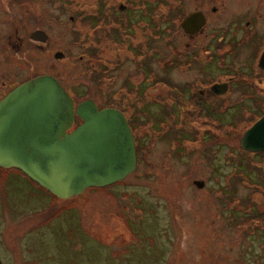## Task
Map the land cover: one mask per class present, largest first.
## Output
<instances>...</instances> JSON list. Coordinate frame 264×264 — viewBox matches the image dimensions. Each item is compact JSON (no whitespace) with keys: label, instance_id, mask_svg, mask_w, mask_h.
<instances>
[{"label":"rangeland","instance_id":"1","mask_svg":"<svg viewBox=\"0 0 264 264\" xmlns=\"http://www.w3.org/2000/svg\"><path fill=\"white\" fill-rule=\"evenodd\" d=\"M90 1L78 0V5L87 6ZM182 1L179 7L172 4L171 16L175 19L188 10V0ZM10 2L0 0L6 6ZM71 2L15 0L0 9V22L9 23L11 18L17 22L20 9L32 15L41 14L40 21L47 22L42 30L49 41L42 53L30 51L28 76L51 75L64 88L66 85L79 91L75 90V95L73 90L68 92L75 100L84 97L99 108H118L117 94L123 82L127 81L130 91H139L136 70L140 72L141 63L159 58L161 52L162 59L167 61L168 47L147 27L140 37L137 34L142 26L136 30L130 28L129 35L119 32L114 42H108L112 46L111 57L119 54L118 48L125 45L126 53L122 54L127 59L135 55L136 60L112 71V85L99 91L97 83L86 79L84 67L89 59L82 54H94L98 49L96 40L101 36H94V41L81 47L84 40L80 33L85 32L87 19L81 21V29H75L68 20L72 14L62 7ZM130 3L140 5L134 0ZM35 17L30 18V32L34 31ZM53 17L58 23H53ZM123 18L125 22H133L135 17L126 14ZM0 28L6 34L9 31L6 24H0ZM2 30L0 82L17 85L22 79L23 63L3 58ZM99 31L101 34L102 30ZM57 52L64 54L62 60L54 58ZM79 55L84 64L77 60ZM89 65L91 77L96 76L93 71L99 69L98 61L91 59ZM151 68L161 73L156 63ZM17 71L19 76L15 74ZM168 71L167 67L163 70ZM177 76L178 83L190 78L189 74ZM113 93L116 96L110 99ZM150 96L161 102L156 107L150 105V110L161 112L168 119V129L173 123L169 113L174 112L166 101L170 95L160 90L150 92ZM223 120L227 121L225 116ZM235 128L241 133L246 126ZM153 129L160 127L156 124ZM167 134L162 139H150L144 162L122 184L110 190L88 189L65 201L54 198L20 171L0 168L1 263L264 264V206L254 201L264 198V174L251 169L250 157L242 152L239 139L234 135L218 136L210 141L203 138L202 145L192 142L184 151L181 146L171 149V129ZM195 181H202L204 187L196 188Z\"/></svg>","mask_w":264,"mask_h":264},{"label":"flooded vegetation","instance_id":"2","mask_svg":"<svg viewBox=\"0 0 264 264\" xmlns=\"http://www.w3.org/2000/svg\"><path fill=\"white\" fill-rule=\"evenodd\" d=\"M10 1L9 5L15 0ZM134 1L140 5L134 6L129 0H118L115 5L117 13L115 19L123 22V17L126 14L134 16L136 19L137 15L129 13L133 9L136 12H142L144 20L147 21L148 14L154 10L157 11L158 6L156 5L160 2L159 0H148L147 4L144 5L143 0ZM164 2L167 3L165 7L168 9L166 20H163L164 22L160 24L157 31H149L150 33H157L158 37L160 36L165 41L168 47V60L162 59L163 52L157 59L145 60L144 64H140V72L135 69L138 73L135 81L139 85V91H130L127 88L129 84L125 80L118 93H136L134 95L139 98L138 102L150 108V105L156 107L157 104L161 103L158 99L150 96V92L165 91L170 95L166 101H169V108L174 110L173 114L170 112L175 116L174 118H176L177 109H184L186 106L193 105L201 109V114L205 118H209L211 123L215 126H221L220 129L223 126L233 127L234 133L233 128H231L232 134L228 136L234 135L240 141L247 130L253 129L254 137L264 139V123H262L264 120V0H188V10L177 19L171 16L172 4L175 3L179 7L183 1L164 0ZM9 5L6 6V4L1 3L0 9ZM19 11L22 15L20 13L19 17L17 16V22H14L13 18L10 19L9 23L6 20L0 22V24H6V29H9L6 34L2 30L3 28H0L4 33L1 44L3 58L7 60L12 58L23 63L22 79L16 83L18 86L36 77L28 76L30 51L36 50L37 53H42L49 41V37L45 44L30 40L32 33L29 31L30 18L36 16L33 32H44L42 29L45 28L47 22L40 21L43 16L41 14L32 15L21 9ZM69 12L72 14L71 11ZM192 14H202L205 20L204 25L198 32L185 33L181 24ZM9 15L12 16L10 11ZM68 20L73 24V15ZM53 23H58L56 18L53 19ZM158 50L160 51L159 48ZM135 60V55H131L129 59L123 54H116L111 57L109 62L113 63V66L109 65L110 69L103 87L112 85V71L116 72L121 69L123 64ZM79 62L83 63L81 59ZM146 62H148V66H146ZM153 63L157 64L162 74L152 70L151 65ZM166 67L169 68L167 73L163 72ZM18 73L19 71L15 74L19 76ZM168 73L170 76H166ZM194 73L195 75H193ZM186 74L190 75L189 80L183 83L175 81L179 79L177 75ZM17 85L15 83L6 85L4 82H0V100L18 87ZM65 89L70 91L66 85ZM140 91H142L141 96ZM73 99L75 101V98ZM106 108H113V106ZM230 111L232 112L231 115H229ZM224 116L227 121L223 120ZM127 121L134 137L137 130V120H132L129 117ZM171 122H173L170 124L171 134L174 136L176 132L180 133L181 131L177 127V120L172 119ZM79 124L77 123L76 126ZM237 126H246V128L240 133V129L235 128ZM219 136L221 135L219 134ZM134 142L136 152L134 172H136L140 164L144 162L143 154L148 150L140 148L135 139ZM242 152L249 155L251 169L256 173L264 174V151L244 152L242 150ZM254 201H257L259 206H264V198Z\"/></svg>","mask_w":264,"mask_h":264},{"label":"water","instance_id":"3","mask_svg":"<svg viewBox=\"0 0 264 264\" xmlns=\"http://www.w3.org/2000/svg\"><path fill=\"white\" fill-rule=\"evenodd\" d=\"M204 21L202 14H192L181 27L185 33H195ZM30 40L45 44L48 36L35 31ZM54 58L62 60L64 54L57 52ZM75 118L81 124L72 130ZM253 134V129L243 134L242 150L264 151V139ZM0 167L17 169L56 198L68 200L132 174L135 145L122 112L99 109L89 99L75 105L53 76L41 75L0 101ZM193 185L204 187L202 181Z\"/></svg>","mask_w":264,"mask_h":264},{"label":"trees","instance_id":"4","mask_svg":"<svg viewBox=\"0 0 264 264\" xmlns=\"http://www.w3.org/2000/svg\"><path fill=\"white\" fill-rule=\"evenodd\" d=\"M61 0H59L60 2ZM72 2L68 5L64 4L62 7L64 9H67L68 11L72 12V15L74 17V27L75 29H81L79 28L81 26V21L86 18L87 24L84 27L86 30L84 33H80L82 35V39L84 41H81L80 45L82 48H84L85 43H90L94 41V36L100 37L98 40H96L97 44V51L94 54H97L98 56L95 57L94 54L89 52H84L82 56H86L89 59V62L91 59L98 61L99 69L94 70L93 73L96 76L91 77V70L90 65L88 62V66L86 68L84 67L85 73H86V79L89 81L97 83V86L99 87V91L102 90L104 87V83L107 80L108 71H109V65L113 66V63L111 64L109 62V59L111 57V50L112 46L108 44L115 41V38L119 32H123L125 34H130V28L132 30H136L138 27L142 26L141 31L137 34L139 37L143 34V30H152L157 31L158 27L161 23H163V20H166L168 15V9L165 7L167 6V3L164 2V0H159L156 6H158L157 11L154 10L151 13L148 14L147 21L144 20V15L142 12H136L135 10L131 9L129 13H132V15H137L136 19L133 20V22H121L119 20H116L117 17L116 13V3L118 0H91L88 2L87 6H80L78 5V0H71ZM127 1V0H126ZM132 0H129L131 2ZM148 0H143L144 5L147 4ZM70 2V0H69ZM128 5V4H127ZM127 8H130V6H127ZM148 22V23H147ZM151 24V26L149 25ZM102 30V33L100 34V31ZM99 33L100 35H98ZM79 35V36H80ZM130 46H127V48ZM126 46H120L118 50L120 51L119 54H122L125 52ZM84 50V49H82ZM126 53V52H125ZM108 57H107V55ZM79 55L77 57V60L81 59L83 61V57ZM84 64V63H83ZM107 65V66H105ZM88 69V70H87ZM106 69L107 71H105ZM84 73V74H85ZM88 76V77H87ZM73 90L75 95L74 89ZM77 91V90H76ZM88 91V90H85ZM79 92V91H77ZM113 94L109 96V98H113ZM119 95L120 101L118 106V109L122 111V113L126 116L127 119L129 117L132 118V120H137V127H136V133H134V139L136 142L139 143L140 148H145L148 150V145L152 142V139H162L163 136H167V132H169L170 127L166 129L168 124V119H165L161 116V112L156 114L148 106H143L140 104L139 98H137V95H132L129 92L120 93ZM116 95H114L115 97ZM84 97L78 98L76 101H83ZM108 107V106H107ZM176 118L178 122V129H180V133L176 132L174 136L169 134L171 136V149L182 147L184 151H187L188 148L191 147L192 142H196L199 144H203V138L205 140H214L219 136V134L224 137L232 133V129H225L228 128V126H223V128L220 129L221 126H215V124L211 123L210 121L204 120V116L201 114V109L189 105L186 106L184 109H177L176 110ZM170 117H175L171 113H169ZM143 119V120H142ZM209 119V118H208ZM174 120V119H173ZM79 123V120L76 119V124ZM158 125L160 129H153V126ZM231 127V126H229ZM75 128V123L73 125V129ZM227 130L229 132H227ZM151 139V140H150ZM187 146V148H185ZM183 156V155H182ZM143 161L145 160L144 155L142 156ZM141 161V159H140ZM120 183L114 184L112 186L106 187L104 189H98L94 188L96 190H110L116 185H119ZM44 190V189H43ZM46 191V190H44ZM87 191V190H86ZM47 192V191H46ZM48 193V192H47ZM50 194V193H49ZM54 197V196H53ZM56 198V197H54Z\"/></svg>","mask_w":264,"mask_h":264}]
</instances>
